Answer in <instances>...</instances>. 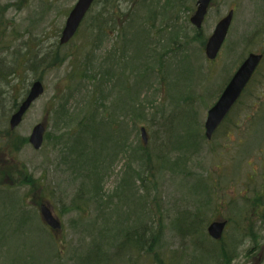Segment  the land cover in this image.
Here are the masks:
<instances>
[{"label":"rangeland","instance_id":"obj_1","mask_svg":"<svg viewBox=\"0 0 264 264\" xmlns=\"http://www.w3.org/2000/svg\"><path fill=\"white\" fill-rule=\"evenodd\" d=\"M76 1L0 0V141L9 130L13 104L22 100L32 81L44 86L22 123L5 137L10 146L0 149V169L9 174L0 180V264H83L111 253L119 241L117 231H131L141 217L157 230L156 251L163 259L199 264L196 249L179 231L196 214L204 227L227 221L222 239L223 245L233 241L230 264H264V62L249 87V103L234 116L236 128L222 133L219 128L199 149L183 138L190 130L204 132L207 110L241 62L264 50V3L213 0L197 31L189 23L196 0H120L110 5L98 0L75 36L60 46L61 30ZM167 2L175 7L165 10ZM229 10L233 19L228 34L217 58L209 62L200 42H206ZM130 11L127 42H119L121 19ZM55 51L56 60H62L52 67ZM147 62L148 76L143 72ZM78 64L84 74L105 73L94 98L96 105L102 104L96 120L101 121L104 111L103 117L126 141L123 151L112 142L103 151L97 140L86 138L74 146L70 139L57 138L64 130L56 110L65 106L75 116L88 113L94 83L73 77ZM44 120L46 134L56 138L44 140L38 151L22 145ZM142 127L155 166L146 174L131 160L142 144ZM97 165L103 172L101 204L80 212L74 198L78 191L89 193V172ZM19 169L38 180L40 188L32 193L30 186L12 183L24 178ZM140 176H146L145 186L137 180ZM254 198L261 204H249ZM41 204L59 220V231L43 223ZM138 204H149L152 215L149 210L143 214ZM137 264L153 262L140 258ZM210 264H218L217 258Z\"/></svg>","mask_w":264,"mask_h":264},{"label":"trees","instance_id":"obj_2","mask_svg":"<svg viewBox=\"0 0 264 264\" xmlns=\"http://www.w3.org/2000/svg\"><path fill=\"white\" fill-rule=\"evenodd\" d=\"M98 0L94 3V5L97 3ZM106 1L107 5H110L114 2H120V0H100ZM145 3L146 0H143ZM157 4V3H156ZM145 7V5H144ZM175 7V6H174ZM171 6V3L167 2L165 10L167 8H174ZM151 12V10L149 11ZM170 12V11H169ZM130 15L126 14L124 15L125 19H121L120 24L121 26L124 25V28L119 29L118 34V40L119 42H127V39L125 38V34L128 30L131 29V23L129 22V18H131V11L129 12ZM151 13L147 15V22L151 19ZM150 16V18H148ZM166 16L165 18H167ZM152 33V32H151ZM152 36V34L148 35ZM154 39V38H153ZM202 43V46H204V42ZM143 47H145L144 42L141 43ZM159 42L155 43L153 46H159ZM128 45L123 44L122 47H126ZM153 49V48H152ZM144 50H147L145 48ZM148 51V50H147ZM154 51V49L152 50ZM264 55V50L262 51ZM161 57H159L158 63L161 64ZM58 53L55 51L50 66H55L56 64L60 63L62 59H58ZM56 60V61H54ZM53 62V63H52ZM264 62V59L262 63ZM149 62L144 65L146 68H143V72L148 76L147 74V68H148ZM73 71L71 74H73V77L76 78H86L88 81H92L93 84V94L91 95L90 99L88 100V113L82 114L81 116H75L74 109L66 108L65 106H61L58 110L55 111V118H57L58 122L61 124L63 132L59 136H57L60 140H72V144L80 145L84 139L88 138L89 140H97L98 141V149L105 151L107 148L106 146L109 145L110 142H112L114 147H119V150L123 151V148L125 147L126 141L124 138L118 137V132L114 128V124L112 121L108 119V117H103L104 111L102 112V119L101 121L97 122L96 116H97V106H102V104L98 103L96 105L95 96L99 94L98 87H100L104 82V76L105 73L98 76H93L90 74H84V70H81V67H79V64L77 66L73 65ZM258 72V71H257ZM255 73L250 84L248 85L245 92L242 94L238 102L234 105L231 112L228 114V116L225 118L224 122L220 126L221 133L226 131L228 127H235L236 123L233 121L234 116L238 115L237 111H241L242 114V105L249 103L246 101L247 93L249 90V87L254 80V77L257 76L258 73ZM151 74V73H150ZM116 78V77H115ZM40 79V78H39ZM102 98H104L102 96ZM246 101V102H245ZM18 103L13 104V109L16 108ZM12 109V110H13ZM95 109V110H94ZM241 109V110H240ZM147 121L145 116H142V120ZM74 123V126H71V123ZM145 129V128H144ZM5 137L9 136L10 132L9 130L4 131ZM203 132L200 129L190 130L185 133L183 136L184 141L190 145L197 147L196 149H199L201 146L200 144L207 143L206 139L204 138V135H202ZM218 134L215 133L213 138L214 139ZM1 138L0 141V149H3L4 147H9V141L6 138ZM66 137V138H63ZM54 139L56 137H52L49 133H45L44 140H50ZM120 139V142H116L115 140ZM25 143H28L27 139L22 140V145ZM96 143V142H94ZM138 150H133L131 153V160L135 162H139L141 164L142 172L143 173H151L155 171V166L153 164L152 156L148 152V149L143 144L138 143ZM15 147L17 146L19 148V145L17 142H14L13 144ZM13 147V146H12ZM76 148V147H73ZM77 149V148H76ZM17 149H15L16 151ZM71 151V149H70ZM105 153V152H104ZM107 157H110V160H113L111 152L105 153ZM94 155H97L94 151ZM179 160V159H178ZM99 166H94V168L89 172V178L91 181L90 190L89 193H84L82 191H78L75 198L74 203L77 204L78 211L82 212L85 211L84 209L89 207L90 205H94L96 208L99 207V204H101L103 194H102V186L100 184V178L103 175V172H100ZM21 172L24 173V178L20 176L19 178H16L15 180H12V183L19 184V185H28L31 187V192L33 193L35 190L40 188V183L38 180H33L31 175H27L26 171L19 169ZM20 175V174H19ZM9 176L7 169H0V180L3 181L7 179ZM146 176L142 177L140 176L138 181H141L140 183L145 186L144 180ZM16 182V183H15ZM206 187V186H205ZM83 195V196H82ZM254 202H258L259 200L257 198H254ZM140 208L143 210V214L152 215V210L149 207V204H138ZM203 220L200 218L199 215L193 216V222H191L188 226H186L184 229H180V233L188 238V240L191 242V246L196 249L197 254V261L199 264H210V262L213 260V258H217V263L219 264H230V261L234 259V248H232V244L223 245V239H221L219 242H214L211 240L207 233L206 228L203 225ZM203 225V227H202ZM208 226V225H207ZM250 232V239L252 238L251 231ZM157 230L151 228L147 223L142 222V217L135 221L134 225L131 227V231L127 230H121L119 233L117 231L116 236H119V241L113 246V249L111 253L109 254H100V257L95 256L94 259H89L87 262L83 264H137L138 260L140 258H148L150 259L153 264H173V261L175 263V260L173 257L170 258L169 262L166 259H163L162 254L160 255L156 251L157 243L159 242V239L157 237ZM187 235V236H186ZM201 238H205V241L201 240ZM223 238V237H222ZM206 241H210L211 243H215L216 246L207 245L205 246ZM217 243V244H216ZM225 244V243H224ZM56 246V243L55 245ZM94 255V254H93ZM210 261V262H209Z\"/></svg>","mask_w":264,"mask_h":264},{"label":"water","instance_id":"obj_3","mask_svg":"<svg viewBox=\"0 0 264 264\" xmlns=\"http://www.w3.org/2000/svg\"><path fill=\"white\" fill-rule=\"evenodd\" d=\"M212 0H197L196 10L190 18V23L193 27L199 30L202 26L203 20L207 13L208 7ZM264 2V0H262ZM94 0H77L70 10L64 27L62 29L59 44L63 45L68 43L78 30L85 15L90 10ZM233 17V12L229 11L228 14L221 19L215 26L211 36L208 38L205 47L204 55L207 60L213 61L219 53L221 46L226 38L228 29L230 27ZM262 60L261 54H249L241 65L238 67L234 75L231 77L226 87L221 92L218 100L207 111L206 119L204 122V136L206 140H210L213 133L219 125L226 118L232 107L240 98L243 90L250 81L252 75L255 73ZM44 93L43 84L40 81H34L29 89V92L24 99L19 103L16 111L11 114L8 120V127L10 131H14L23 121L24 116L31 108L33 103L39 99ZM46 131V121L34 126L29 137L28 143L34 150H39L44 140ZM141 139L144 144L147 143V135L144 128H141ZM39 213L42 221L53 231H59L61 228L60 222L53 216L51 210L46 204H41ZM226 221L220 220L212 222L208 225L206 232L208 236L218 241L221 239Z\"/></svg>","mask_w":264,"mask_h":264},{"label":"flooded vegetation","instance_id":"obj_4","mask_svg":"<svg viewBox=\"0 0 264 264\" xmlns=\"http://www.w3.org/2000/svg\"><path fill=\"white\" fill-rule=\"evenodd\" d=\"M195 6H196V3H195ZM248 122H249V120H248ZM250 123V122H249ZM243 124V123H242ZM251 165V164H250ZM249 204H261V202H254V201H252V202H249Z\"/></svg>","mask_w":264,"mask_h":264}]
</instances>
